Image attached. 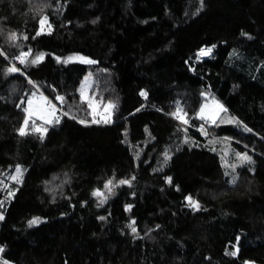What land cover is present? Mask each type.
Masks as SVG:
<instances>
[{
	"label": "trees",
	"instance_id": "1",
	"mask_svg": "<svg viewBox=\"0 0 264 264\" xmlns=\"http://www.w3.org/2000/svg\"><path fill=\"white\" fill-rule=\"evenodd\" d=\"M44 4L52 30L35 36ZM28 49L23 75L6 77L0 58V264H264V0H0V50ZM87 75L100 107L115 103L111 123H92L80 100ZM26 77L52 101L65 96L77 119L44 125L43 140L20 137L14 105L36 89ZM202 92L227 109L207 137ZM177 105L190 125L170 115ZM237 152L253 163L240 165ZM17 164L19 183L10 178ZM108 180L130 185L101 204L92 193ZM33 217L41 222L29 227Z\"/></svg>",
	"mask_w": 264,
	"mask_h": 264
},
{
	"label": "snow or ice",
	"instance_id": "2",
	"mask_svg": "<svg viewBox=\"0 0 264 264\" xmlns=\"http://www.w3.org/2000/svg\"><path fill=\"white\" fill-rule=\"evenodd\" d=\"M57 2L59 3V0H57ZM46 7H50V5L44 4L41 5L37 11L40 13L39 19H38V24L40 25V28L36 31L35 36H40L44 30H45V26L47 27L48 32L50 33L52 30V24L49 22V17L46 14H43V10ZM201 7H203V0H201ZM200 9H197V11H199ZM92 23H96V20H93ZM242 35H248L247 33H242ZM35 36L32 37L33 39H35ZM17 38V34L16 33H12L10 34V39H16ZM249 39H251L250 36H248ZM24 39H28L27 36H24ZM215 48V45H212L209 48H201L199 50V52L197 53V59H199L201 56H208L211 52L212 49ZM31 49H28L27 51H20V53L18 55H15L13 57H9L7 55V53L4 50H0V58H3V60L5 62H8V67H6L4 69V75L7 77L9 75H13V74H21L23 75L22 72V68L20 66L25 65L28 61V58L31 56ZM44 59V54L41 53L39 55H36L33 59L30 60V63L35 65L38 64L39 62H41ZM72 59V57H68L67 59H65L63 62L64 63H68L70 60ZM76 59H78L80 62L82 63H86V64H94L96 63V61L89 59L88 57H84V56H77ZM16 61L17 63H11V61ZM57 62L61 61L60 57H56ZM27 79V83L32 85L33 88H36L37 85L36 83L31 79L26 77ZM87 80V78H86ZM85 87L86 84L84 82H82L81 87L79 89V96H80V100L81 101H86L88 108L91 109V116L93 117L92 119V123H101L103 122L104 124H108L111 123V114H112V110L115 109L116 105L113 102H109L106 106H105V111H104V115L102 117V119H97L98 116V112H97V105L96 103L86 95L85 92ZM141 96H147V93L144 90H141L140 92ZM205 93H201V96H204ZM0 99H4L3 97H0ZM55 101L61 102V107L58 109L57 104L53 103L52 100L49 99L48 96L43 95V93H41L39 96H37V94L35 92H32L31 95H26L24 97V99H22L20 101V103L15 104L14 106L18 109H20L23 112V120L22 123L20 124V126L18 128H15V132L20 136V137H24L30 133H37L39 134V138L41 140L44 139L45 134L48 132V127L46 126H39L35 123L36 119H39L40 121L43 122V125H58L60 123L61 120V116H67L73 120H76V116L75 115H71V109H68L67 111L63 110V102L65 101L66 97L62 96V95H56L54 97ZM25 100L27 102V106H25ZM139 109H137L138 111ZM223 112H227V109L224 107L223 104L219 103V101H214V103L212 105H207V104H203L200 107L199 113H198V117L200 120L202 121H206V122H210L212 124H215L217 121V117L220 116L221 113ZM59 113V114H58ZM170 115H172L174 118H176L177 120L182 121L183 124H187L188 120L185 119V116L187 115L186 113H183L179 107V105H177V109L175 112L170 113ZM30 121L32 122L30 124ZM81 124H86L87 121L85 120H79L78 121ZM228 122H236L239 124H242V122L240 121H236L235 118H232V120L228 121ZM244 130L247 132H251L252 129L248 128L247 125H243ZM202 134L206 135L207 133L204 131V127L203 125L200 126V129ZM237 159L240 162V165H244V164H252L253 163V158L251 155H249L247 152H237L235 153ZM168 159H170L169 155L167 152L164 153V160L165 163L168 161ZM237 165L233 164L231 165L232 171L233 173H235V169H236ZM252 169L249 168V171H251ZM225 175H229L228 172H225ZM22 177V167L21 165L17 164L15 166V175H12L10 178L13 181H16L17 183L20 182V178ZM134 179V177H133ZM165 180L167 183L171 184L172 182V178L171 177H165ZM237 180V176L236 175H232L231 180L228 181V183L231 184H235ZM120 185H125L128 184L130 185V181L128 180H119L117 182ZM0 184H3V181H0ZM114 187L113 185V181L112 180H108L105 182L104 184V188L107 189L109 192H111V187ZM6 187V186H5ZM14 192L9 189L7 192L8 197H12L14 196ZM93 196H103V199L101 200V204L104 202V200L107 199L106 196H104V194L100 191V190H95L92 193ZM185 200L188 201V205L190 207H192L194 210H199L200 209V204L198 201L193 200V198L191 196H186ZM4 201H0V207H3ZM99 206V205H98ZM132 208L131 204L125 205V210H130ZM5 219L3 212H0V221H3ZM98 219L100 220H104L105 217L104 216H100L98 217ZM41 222V218L40 217H33L32 219H30L28 221V226L32 227L33 225L39 224ZM135 220H132L129 225L127 226L128 228H130L131 233L135 235H138V230L137 227L135 226ZM157 228H159V225H156ZM149 231H152V229H149ZM147 234V233H146ZM237 241H239L240 237L236 238ZM0 252H3V246H0ZM238 252V249L235 251H231L228 252L226 254L231 255V256H236ZM3 264H8V261H3ZM244 264H255L254 261H244Z\"/></svg>",
	"mask_w": 264,
	"mask_h": 264
},
{
	"label": "rangeland",
	"instance_id": "3",
	"mask_svg": "<svg viewBox=\"0 0 264 264\" xmlns=\"http://www.w3.org/2000/svg\"><path fill=\"white\" fill-rule=\"evenodd\" d=\"M40 28V27H39ZM44 32H48V30H47V27L45 26V30H44ZM43 32V33H44ZM199 52V51H198ZM197 52V53H198ZM207 57H209V55L208 56H201L199 59H205V58H207ZM16 62V61H15ZM86 78H87V80H86ZM82 82H84L85 84H86V87H85V92H86V95L88 96V97H90L95 103H96V105H97V112H98V116H97V119H102V117H103V115H104V111H105V106L103 107V108H101L100 106H102V105H100V103L97 101V100H95V98H94V96L91 94V90H92V86H93V81H92V77L90 76V75H87L84 79H83V81ZM82 84V83H81ZM80 87H81V85H80ZM80 87H79V89H80ZM34 91H35V93L37 94V96H39L42 92L41 91H39V90H37V88L36 89H34ZM44 95V94H43ZM214 101H217L216 99H214L213 97H211V95L210 94H205L204 96H202V100H201V105H203V104H207V105H212L213 103H214ZM86 102V101H85ZM53 103H55V102H53ZM220 103V102H219ZM56 104H57V107H58V105L60 104V102H58V101H56ZM27 106V105H26ZM201 107V106H200ZM91 110V109H90ZM200 110V109H199ZM198 113H199V111H198ZM198 113H197V116H198ZM224 114H225V112H223V113H221L220 114V116H218L217 117V121H216V123H218L221 119H223V117H224ZM193 118H195V117H193ZM224 118H226V117H224ZM92 119H93V117H92ZM188 120V123L187 124H184V125H186V126H188V125H190V119H187ZM228 120L230 121V120H232L231 118H228ZM180 121V120H179ZM31 122V121H30ZM181 123H182V121H180ZM32 123V122H31ZM35 123L37 124V125H39V126H44L43 125V122L42 121H40L39 119H36L35 120ZM200 124H203L204 126H205V129H206V135H203V137H207L208 135H209V132H208V128H209V126H211L212 125V123H210V122H206V121H202ZM21 179V178H20ZM14 182H16V181H14ZM113 185H114V187H112V186H110L111 187V192H109L107 189H105L104 188V190L102 191V193L104 194V196H106V197H108L109 195H111L118 187H120L121 185L120 184H118V183H116V182H113ZM97 197V196H96ZM10 198H12V197H10ZM100 200H102L103 199V196H100V197H98ZM128 226V225H127Z\"/></svg>",
	"mask_w": 264,
	"mask_h": 264
},
{
	"label": "built area",
	"instance_id": "4",
	"mask_svg": "<svg viewBox=\"0 0 264 264\" xmlns=\"http://www.w3.org/2000/svg\"><path fill=\"white\" fill-rule=\"evenodd\" d=\"M16 63H17V62H16ZM52 102H55V103H56V101H52ZM201 125H203V124H200V126H201ZM200 126H199V128H198V131H199V133L203 136L204 134H202L201 131L199 130V129H200ZM203 127H204V131L206 132V129H205V126H204V125H203Z\"/></svg>",
	"mask_w": 264,
	"mask_h": 264
}]
</instances>
